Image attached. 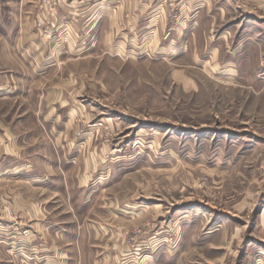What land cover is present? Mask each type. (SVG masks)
Listing matches in <instances>:
<instances>
[{
  "label": "rangeland",
  "instance_id": "rangeland-1",
  "mask_svg": "<svg viewBox=\"0 0 264 264\" xmlns=\"http://www.w3.org/2000/svg\"><path fill=\"white\" fill-rule=\"evenodd\" d=\"M62 1L1 12L0 264H264V0H105L85 53Z\"/></svg>",
  "mask_w": 264,
  "mask_h": 264
},
{
  "label": "crops",
  "instance_id": "crops-1",
  "mask_svg": "<svg viewBox=\"0 0 264 264\" xmlns=\"http://www.w3.org/2000/svg\"><path fill=\"white\" fill-rule=\"evenodd\" d=\"M68 1L69 0H66V1L63 0L62 4H61V6H62L61 8L63 9L64 12L70 14L72 17L73 21L71 23H72V29H74V31H71V32L73 33L72 36L77 37V39H79V42L77 41V46H76L77 50H79L78 52L81 51L82 53H85V52L89 51V46H88V44H86L87 42H85L84 39H87L89 36L88 30H90L91 27H92V29H94L95 26L97 25L96 21H99L100 18H102V14H103L102 11L105 10L103 8V6H104L103 3L105 2V0H100L99 2H96L95 6H97V10H96L97 13L95 12L92 16H91V14L89 15V11L92 8H90L88 0H86L87 2H85V3H83L84 0H70L69 3H68ZM31 4H32V0H0V18H1V16H3L5 14V12H3L5 9L4 10L2 9L4 7H7V9H8L9 6H13V7L17 8V10H19L21 8V12H22L23 7H26L29 5L31 6ZM92 7H94V5ZM79 10H82V11L80 13H77V11H79ZM1 12H3V15ZM95 14H97V15L94 17ZM92 17H93V19H92ZM91 19L93 22L90 25L91 27L89 28L88 25H89V21ZM135 19L137 20V18H135ZM80 20H82V24H81L82 27L81 28L78 27V22H80ZM0 37H2L4 39V37H6V36H2V34L0 33ZM70 37H71V35H69V38ZM80 39H82L81 42H80ZM2 48H6V46L2 47ZM73 49H74L73 42L72 43L70 42L68 45L69 52L72 51ZM4 50H7V49H4Z\"/></svg>",
  "mask_w": 264,
  "mask_h": 264
}]
</instances>
